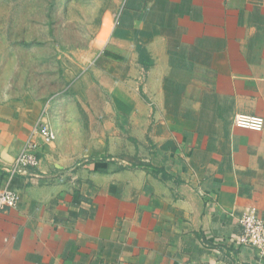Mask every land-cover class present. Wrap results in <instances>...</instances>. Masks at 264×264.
Listing matches in <instances>:
<instances>
[{
	"label": "crops",
	"instance_id": "crops-1",
	"mask_svg": "<svg viewBox=\"0 0 264 264\" xmlns=\"http://www.w3.org/2000/svg\"><path fill=\"white\" fill-rule=\"evenodd\" d=\"M112 17L62 59L90 142L66 140L49 102L0 103V183L20 197L0 264H264L236 241L244 211L264 222V125L233 123L264 119V0H124L108 33ZM40 117L54 141L11 174Z\"/></svg>",
	"mask_w": 264,
	"mask_h": 264
},
{
	"label": "rangeland",
	"instance_id": "rangeland-1",
	"mask_svg": "<svg viewBox=\"0 0 264 264\" xmlns=\"http://www.w3.org/2000/svg\"><path fill=\"white\" fill-rule=\"evenodd\" d=\"M123 1L0 0V103L25 100L41 107L49 102L52 110L59 111L58 121L62 116L66 140L73 146L80 137L90 142V117L82 101L69 92L62 59L74 60L87 52L104 27L107 11L113 13L106 28L110 33ZM78 120L85 121L83 128ZM92 129L100 131L96 122Z\"/></svg>",
	"mask_w": 264,
	"mask_h": 264
},
{
	"label": "built area",
	"instance_id": "built-area-1",
	"mask_svg": "<svg viewBox=\"0 0 264 264\" xmlns=\"http://www.w3.org/2000/svg\"><path fill=\"white\" fill-rule=\"evenodd\" d=\"M45 110L43 111V113ZM233 123L237 127L260 130L264 125V119L259 116L236 114ZM56 137L51 126L40 117L28 138L18 153L10 173L14 174L24 169L35 168L39 164L38 151L42 145H49ZM37 175H34V178ZM16 190L0 183V214L7 207H15L19 201ZM241 231L236 237L239 245L253 246L264 257V222L256 214L254 208H249L241 214L239 219Z\"/></svg>",
	"mask_w": 264,
	"mask_h": 264
},
{
	"label": "trees",
	"instance_id": "trees-1",
	"mask_svg": "<svg viewBox=\"0 0 264 264\" xmlns=\"http://www.w3.org/2000/svg\"><path fill=\"white\" fill-rule=\"evenodd\" d=\"M138 49V51H139V58H140V62L143 64V65H145V66H148V65H150L151 63H152V61H150L149 59H148V57L146 56V54L143 52V50L141 49V48H137ZM140 166H142V167H145V168H150L151 169V171L153 172H155L156 171V168L155 167H152V166H149V165H145V164H139Z\"/></svg>",
	"mask_w": 264,
	"mask_h": 264
}]
</instances>
